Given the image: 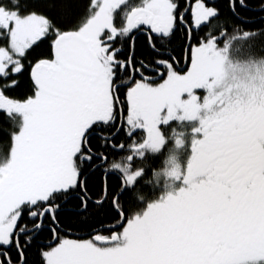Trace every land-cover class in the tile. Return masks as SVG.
<instances>
[{"label":"snow or ice","instance_id":"6c2138e0","mask_svg":"<svg viewBox=\"0 0 264 264\" xmlns=\"http://www.w3.org/2000/svg\"><path fill=\"white\" fill-rule=\"evenodd\" d=\"M226 6L0 0V264H264V69L229 82L264 0ZM180 120L178 188L138 199Z\"/></svg>","mask_w":264,"mask_h":264},{"label":"trees","instance_id":"16d2710c","mask_svg":"<svg viewBox=\"0 0 264 264\" xmlns=\"http://www.w3.org/2000/svg\"><path fill=\"white\" fill-rule=\"evenodd\" d=\"M248 2L250 3V5L254 6L258 3V0H248ZM217 4L221 5L225 14H228V9L226 6L227 1L223 3H217ZM241 11H242V15H244L246 18H250L255 21V25L250 24L249 25L250 27L259 26L260 17L264 16V12L259 11L255 7H252L248 10L242 9ZM237 57L239 59V64H248V65L250 64L254 66L255 68L259 67L261 69H264V63H262V61H264V57H261V56L239 57L238 54H237ZM173 128H175L176 132L181 131L182 129L180 126L176 127L175 124H173ZM173 150H174V144L169 143L168 150H166L162 155H160L159 161H155L156 164L150 166L148 175L145 177V180L147 181V185L141 187V190L138 195V199L139 198H144L145 200H147L148 198L155 199V198H158L159 195L164 193L162 190L164 189L165 185L163 182H157L156 176L158 173L162 172L167 167L168 160ZM111 183L112 184L116 183L115 178L111 180Z\"/></svg>","mask_w":264,"mask_h":264},{"label":"rangeland","instance_id":"374dc122","mask_svg":"<svg viewBox=\"0 0 264 264\" xmlns=\"http://www.w3.org/2000/svg\"><path fill=\"white\" fill-rule=\"evenodd\" d=\"M256 70L257 68H255L252 65H248V64H239L235 69H229V74L230 76L234 75L236 77L235 81H232L230 79V83H240V82H244V81H248L252 76H254L256 74ZM202 92V91H201ZM178 124L180 125V127L182 128V120H180L178 122ZM186 125V123H185ZM184 133H182V138L184 137ZM189 137V135H188ZM175 146V145H174ZM184 155V148L181 147H176L174 148L173 152L171 153V156L168 160V164L167 167L160 173L157 174L156 178H157V182H163L165 187H164V191L166 193H171L174 192L176 189V185L175 182H178L177 180L173 179L171 176L166 174V169L167 170H171L173 168V164L179 166L181 169L184 167L185 163L182 162L181 159H179V156H183ZM175 185V186H174ZM163 191V192H164ZM159 198V196H158Z\"/></svg>","mask_w":264,"mask_h":264},{"label":"flooded vegetation","instance_id":"af4514ba","mask_svg":"<svg viewBox=\"0 0 264 264\" xmlns=\"http://www.w3.org/2000/svg\"><path fill=\"white\" fill-rule=\"evenodd\" d=\"M225 1H227V0H213L214 3H223ZM201 94H203V93L201 92ZM178 122L179 121L174 123L176 125V127L180 126L178 124ZM185 123H186V125H185ZM181 126H182L181 131H177V133H180V134L184 133V135H185L184 136L185 138H182L183 139L182 147L184 148V155L181 157L179 156V159H181L182 162L186 164L188 161L189 155H190V145H191V141H192V129L195 126V124H194V122H192L190 120H182ZM188 135H189V137H188ZM174 148H175V146H174ZM175 185H176V189H177L178 188V182H175ZM224 188L226 191L229 190L227 188V185H224ZM176 189H175V191H176ZM162 191H164V190H162ZM165 191L161 195H164L166 193ZM161 195H159V197Z\"/></svg>","mask_w":264,"mask_h":264}]
</instances>
